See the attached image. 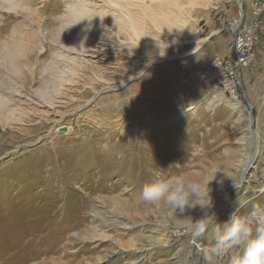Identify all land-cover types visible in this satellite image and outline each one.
Returning <instances> with one entry per match:
<instances>
[{
  "label": "rangeland",
  "instance_id": "rangeland-1",
  "mask_svg": "<svg viewBox=\"0 0 264 264\" xmlns=\"http://www.w3.org/2000/svg\"><path fill=\"white\" fill-rule=\"evenodd\" d=\"M86 2L100 18L87 12L82 21L72 0H14L15 8L0 0V43L30 47L19 57L20 74L0 55V92L12 96L15 116L23 107L28 112L0 125V263L58 232L59 253L27 264H206L210 233L193 244L189 228L203 214L199 206L181 216L139 194L163 171L209 182L215 198L209 211L220 222L237 199L247 207L264 202V60L258 56L257 69L254 59L245 68L238 107L214 85L180 93L185 66L228 54L240 2ZM5 90L33 93L44 104L26 107ZM246 109L259 139L241 174L252 151ZM221 180L240 185L216 195ZM93 210L135 226L102 229L108 240L96 246L77 235L101 232ZM141 242L155 246L133 251Z\"/></svg>",
  "mask_w": 264,
  "mask_h": 264
},
{
  "label": "clouds",
  "instance_id": "clouds-1",
  "mask_svg": "<svg viewBox=\"0 0 264 264\" xmlns=\"http://www.w3.org/2000/svg\"><path fill=\"white\" fill-rule=\"evenodd\" d=\"M164 55V53H160ZM211 188L197 176L167 175L158 171L140 189V199L146 203L162 204L179 215L199 206L202 215L189 225L194 238L210 233L207 247L202 249L206 264H264V202L247 207L236 200L237 207L220 222L214 212ZM243 209V211H242Z\"/></svg>",
  "mask_w": 264,
  "mask_h": 264
},
{
  "label": "bare ground",
  "instance_id": "bare-ground-1",
  "mask_svg": "<svg viewBox=\"0 0 264 264\" xmlns=\"http://www.w3.org/2000/svg\"><path fill=\"white\" fill-rule=\"evenodd\" d=\"M6 1L8 2L7 3L8 6L13 7V8L16 7V5H15L16 3H14V0H6ZM72 1H73V5H74L73 7H75L77 13L82 18V21H85L86 18H87L85 15L87 14L88 10H90V7H89V9L86 8V6H87V2L86 1L87 0H72ZM96 1H99L101 3L100 4L98 2L96 3ZM104 1L105 0H95L94 6L99 7L101 4H103ZM239 2L241 3V0H239ZM91 10L95 11V12L94 11L91 12L92 14H90L88 12L92 17H96V18L99 17L100 18V15H102L100 12H97L96 9H91ZM87 38H89V37H87ZM199 44H201V42H199L193 49L197 48L199 46ZM27 46L24 45L23 43L17 42V41H8V42H1L0 43V55L3 57V59H6V61L11 65V67L13 68V71L16 74H20L21 73V71H20L21 67H20V64H19V57L22 54H26V53L28 54L29 50L26 48ZM60 47H61V50H63V51L68 50L69 52H73L72 51L73 48H68V47H63V46H60ZM162 57L163 56H156L154 59L155 60L156 59L160 60ZM25 59H27V55H26ZM68 80H69V78H67V79H65L63 81H67V83H68ZM69 82H70V80H69ZM122 84H123V82H121L116 87H120ZM1 89L2 88H1V84H0V90ZM4 92L11 93V95H17L18 97H20L21 99L18 98L17 102H22L26 107L31 106V104H34V106L39 107V106H42L41 104H44V102L42 100H40L39 98L34 97L33 93L31 95L24 96V95H22V93L20 91H18V94H15V93L13 94L9 90H5ZM2 94L3 93L0 92V125L1 126H4V125L8 126L9 125L8 124L9 120L11 122L12 121L16 122L19 119V117H22V116L26 115V113H28V112L23 107V108H21L22 112L18 116H15V114H14L15 109H16L15 106H17V105H15V104L12 105L10 103L11 102L10 100H13L12 96L11 97L10 96H4ZM51 102L48 103V104L53 105L54 103L52 102V104H51ZM233 104L236 107L240 106V102L239 101H234ZM244 115H245L244 119L247 120V127L249 128V130H248V139L250 141V145H251V148H252L251 150L252 151L249 154V156H248L247 160L245 161L244 165L242 166L241 174H243L244 171H246V169L248 168V165H250L251 162L254 160L256 148L258 146V139H259V136L256 133V131L252 130L250 128V126H249L253 119H251L250 112H249L248 109H246ZM25 117H28V115L25 116ZM239 185H240V180L236 181L235 183H232V182H229V181H225V180H221V181H219L217 183V188H218L219 192L217 191V193H215V194L218 195V194H220V192H222V191L224 192L226 189L233 188V187L239 186ZM214 200H215V198H213V201ZM100 216H101L100 211L93 210L92 219H93V222H94V226L96 227L97 231L100 230L101 232H93V233L90 232L91 235H84L82 233H77V235L79 236L80 239L88 240V241H90L92 243H95V245L96 244L99 245L102 241L108 240L107 235L105 234V232H103L102 229H107V228L114 227V226H118V227L121 226L122 228L131 229V228H133L135 226V224L133 222H120L118 220L119 218L117 217V215H110V216H108L106 218H101ZM28 234H29V236H34L35 237V235L32 232H29ZM30 238H32V237H30ZM24 239H26V237H24ZM40 239L41 240H39V242H34V241L31 242V244H33V243L35 244V247L32 248V251L30 253L23 252V254H22V252H20V251L16 252L15 255H13V256L8 255L4 260H2V263H0V264H27V262H29L32 259H36L41 254H48V253L56 254V253H59V245L62 242V236L60 237V234L58 232L44 233L42 235V237H40ZM195 239L196 238L193 237V239H192L193 240V244H196ZM12 246H15V245H12ZM12 246H11L10 249L6 247V250H3V253L4 254L5 253H9L10 250L13 248ZM154 246H155V244H144V242H141L138 245H133V247H132L133 249L132 250L135 251V252H140V251H143V250L150 249L151 247H154ZM119 249H120V247H119ZM100 258L101 257L98 256V259H100ZM52 260L48 261L49 264H54V262ZM28 264H30V263H28ZM56 264H67V263H63V262L58 261V263H56Z\"/></svg>",
  "mask_w": 264,
  "mask_h": 264
},
{
  "label": "built area",
  "instance_id": "built-area-1",
  "mask_svg": "<svg viewBox=\"0 0 264 264\" xmlns=\"http://www.w3.org/2000/svg\"><path fill=\"white\" fill-rule=\"evenodd\" d=\"M243 2L245 8L242 3L239 4L238 18L231 23L233 38L228 54L215 55L195 65L185 66L180 93L186 95L202 86L214 85L226 96L238 101L242 90L243 70L250 66L255 57V46L259 41L258 30L264 15V0Z\"/></svg>",
  "mask_w": 264,
  "mask_h": 264
},
{
  "label": "crops",
  "instance_id": "crops-1",
  "mask_svg": "<svg viewBox=\"0 0 264 264\" xmlns=\"http://www.w3.org/2000/svg\"><path fill=\"white\" fill-rule=\"evenodd\" d=\"M246 1V0H244ZM263 19V23L261 24V27L259 28L258 32H259V41L255 46V57H254V62H256L255 60H257L258 56L260 59L264 60V15L262 16ZM259 62H256V64L254 63V69H257ZM253 67V66H251ZM245 70V69H244ZM243 70V78L245 76Z\"/></svg>",
  "mask_w": 264,
  "mask_h": 264
},
{
  "label": "water",
  "instance_id": "water-1",
  "mask_svg": "<svg viewBox=\"0 0 264 264\" xmlns=\"http://www.w3.org/2000/svg\"><path fill=\"white\" fill-rule=\"evenodd\" d=\"M251 125V124H250Z\"/></svg>",
  "mask_w": 264,
  "mask_h": 264
}]
</instances>
